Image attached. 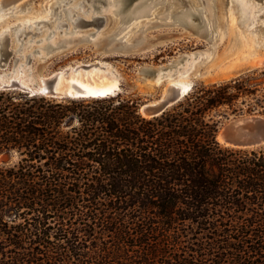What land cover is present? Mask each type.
<instances>
[{
    "label": "trees",
    "instance_id": "16d2710c",
    "mask_svg": "<svg viewBox=\"0 0 264 264\" xmlns=\"http://www.w3.org/2000/svg\"><path fill=\"white\" fill-rule=\"evenodd\" d=\"M253 73L153 116L0 89V149L20 154L0 163V264H264V146L218 138L264 113Z\"/></svg>",
    "mask_w": 264,
    "mask_h": 264
},
{
    "label": "rangeland",
    "instance_id": "374dc122",
    "mask_svg": "<svg viewBox=\"0 0 264 264\" xmlns=\"http://www.w3.org/2000/svg\"><path fill=\"white\" fill-rule=\"evenodd\" d=\"M51 0H19L18 4L20 5L17 9H11L10 7L4 8L6 9L3 12H0V25L7 21H15L17 16L28 15L30 13L34 14H42L46 10L47 4ZM139 0L130 1L120 12V15L127 13ZM150 4H148L147 12H143L142 14H135V16L130 17V19L124 20V25L122 32H126L127 29H130L129 36H133V38L138 39L141 37L145 42V45L134 50L130 49L129 51H119L111 52L110 54H104V58L107 60H112L116 63L121 71L124 74V80L122 81V90L114 95L116 98H132L137 101L138 110L140 105L146 100L158 97L162 90L164 83L166 82L167 76L171 74L170 72L175 73L171 78L183 77L182 72L184 67L188 65L191 57L187 53L192 51H201L198 52L195 57L198 59L202 58L200 63L197 65V68L194 72H192V77L196 81L193 89L189 92H192L201 87L202 85L210 84L213 82H219L228 80L231 78H235L239 75H243L246 73H253L255 76H258L257 79L264 80V67H254L252 64H248L244 62V53H242L244 40L243 36L240 33L239 29H233L229 25V21L226 18L224 21L221 19V11L222 8L225 7V3L223 0H149ZM92 0H88L85 4L81 5L78 10L79 13L83 17H87L92 13V10L98 13H107L106 21L102 25H98V23H92L89 25H83L79 27H72L71 25H62V27H58L56 32L50 36L47 41L52 40L54 38L62 37L64 34L66 36L77 35L86 33V31L98 30L97 34L95 33L94 37H97L99 33L105 31H111L113 27H117L119 23H115L112 19L109 18L110 11L108 10L109 2L97 0L96 4L100 6L95 7L91 5ZM147 2L141 3L136 7V12L144 7ZM15 4V3H13ZM68 5H71L72 2H68ZM91 5V6H90ZM92 8V9H91ZM199 10V12H204V17L207 19V23H210L209 28L203 24L201 21V17L198 13H194L192 20L189 16L186 21L179 20L175 15H179V11L181 10ZM104 10V11H103ZM243 10V9H242ZM58 10L55 12L54 17H58ZM232 10L234 17H237V12ZM78 13L76 14V16ZM203 15V14H202ZM248 12L241 11L240 16L244 17V19L240 22L241 26H245V16H248ZM58 18L55 21H52V24H43L41 23L39 26H43L42 30H51L54 29V25ZM190 23H189V22ZM244 21V22H243ZM139 27L140 29L134 31L135 27ZM252 27V28H251ZM247 27L250 29L248 32L254 38V48L252 50L263 52L264 51V19L256 20L253 26ZM133 28V29H132ZM74 29V30H73ZM69 30V31H68ZM73 30V31H72ZM36 31V30H34ZM43 31V32H44ZM64 31V32H63ZM75 31V32H74ZM101 31V32H100ZM121 31V30H120ZM119 31V32H120ZM42 32V33H43ZM42 33L38 32L33 36V31L30 33H23L22 36H26V40H24L25 45L34 44L39 45L42 42L34 41V39H38L42 37ZM140 34V36L138 35ZM135 35V36H134ZM131 36V39H133ZM33 37V41L31 43H27L28 38ZM134 38V39H135ZM71 42H66L64 45L53 49L45 51H49L48 55L41 59L40 64L37 68L41 69L45 66L46 73H51L52 71H56L61 67H64L66 64L70 62L73 63L75 60H84L89 61L91 59H95L100 56V52L103 50H97L95 45L91 41H82L76 40ZM34 42V43H33ZM72 43V44H71ZM75 43V45H74ZM88 43V44H86ZM71 44V45H70ZM70 47H69V46ZM75 47V48H74ZM62 50V51H61ZM22 51V50H21ZM18 52V54L21 53ZM99 52V53H98ZM122 52V53H121ZM126 52V53H125ZM124 53V54H123ZM115 54V55H114ZM10 57V61L7 66L11 65L14 60V56ZM38 54L35 53L32 56V60L30 64L37 62L35 57ZM102 55V54H101ZM181 55H184L180 58ZM103 56V55H102ZM174 65L166 67L165 70L168 73L162 76V84L159 86H155L154 84L150 85L147 81L148 78L144 77L142 74V68L146 65L158 66L162 64L169 63V60L175 59ZM234 60H232V59ZM45 59V60H44ZM232 61H230V60ZM243 60V61H242ZM12 61V62H11ZM43 61V62H42ZM33 62V63H32ZM237 62V63H236ZM243 64H242V63ZM228 63V64H227ZM236 63V64H235ZM241 63V64H239ZM231 64V65H230ZM231 67H230V66ZM236 65V66H235ZM245 65V66H244ZM250 65V66H249ZM252 65V66H251ZM92 67V66H91ZM91 67L82 69V72H89ZM1 68H4L1 66ZM9 68V67H7ZM102 69V70H101ZM228 69V70H227ZM100 70V72H99ZM98 72L93 70L96 73H102L101 75H106L105 68H100ZM164 70V71H165ZM178 71V72H177ZM92 72V71H91ZM181 73V74H180ZM100 74H96L99 76ZM110 76V74H107ZM66 77V76H65ZM154 75L150 74V78H153ZM19 91V89H16ZM188 94V95H189ZM187 95V96H188ZM186 96V97H187ZM184 97L182 100H184ZM56 98V97H54ZM57 99H73V98H57ZM80 99V98H76ZM87 99H99V98H90ZM181 100V101H182ZM180 102V101H179ZM178 102V103H179ZM177 104V103H176ZM175 105V104H174ZM140 112V111H139ZM141 113V112H140ZM262 113L259 111L252 112H242L238 114H231L230 116L222 117V115H218V117H222L219 122V130H221L224 125L228 122V120L236 115L241 114H256ZM264 114V113H262ZM264 146V145H262ZM261 147V146H259ZM20 158L19 151L16 149H0V163H14Z\"/></svg>",
    "mask_w": 264,
    "mask_h": 264
},
{
    "label": "bare ground",
    "instance_id": "6f19581e",
    "mask_svg": "<svg viewBox=\"0 0 264 264\" xmlns=\"http://www.w3.org/2000/svg\"><path fill=\"white\" fill-rule=\"evenodd\" d=\"M18 1L19 0H0V12L5 11L6 9L4 8H8V7H10L11 9L19 8L20 5L18 4L19 3ZM87 1L88 0H51L47 4L45 12L42 13L41 15L34 14V13H30L28 15H21V16H17L16 17L17 19L15 21L10 20V21H7L1 24L0 33H4V35L2 36V38H0V62L6 63V67L5 69L2 70L1 65H0V85L10 83L12 79L16 78L25 84H30L31 86H33V83L37 81L38 86H42L45 80V77H47L49 73H46L45 66L42 67L41 69L37 67L40 64L41 59L43 57L45 58L49 54L48 53L49 51H45V49L53 50L52 46H57L54 48L56 49L60 47L59 46L60 43H66L67 41L77 42L76 40H82V41L89 40L93 43V45H95L97 50H100V48L103 49L100 52L103 56L100 54L101 57H97L89 61L87 60L84 61L85 59L75 60V62L73 63L70 62L69 64H66L64 67H61L60 68L61 73L59 76L60 82H58L59 84L57 86L61 91L76 93L75 88H78L83 93L94 95V96H100L101 95L100 93H107V94L101 95L103 97H107L108 94H116L121 89V84L125 77H124L123 72L119 68V66L116 63H114V61L105 59L104 54L105 55L108 53L110 54L111 52L119 53V51H122V48L124 46H133V47L142 48V46L145 45V42L142 41L143 39L141 37L139 39L138 37L135 38L136 37L135 35H137V33L135 34L134 31L140 29L138 26L135 27L134 30L131 31L132 33L135 34L134 35L135 39L133 38L132 35L131 36L133 39H131V36H129L131 27L130 29H127L126 32H122V30H124L122 28H124L123 27L124 20L128 18L130 19V17L135 16V14L140 15L143 12H147L146 10L150 2L149 0H139L137 3L135 2V5L127 13L120 15L118 12L121 11L123 0H108L107 3L109 2V6H110L108 7V10L110 11L109 18L112 19L113 22L119 23L117 27L115 26L111 28L112 29L111 31H105V32L100 31L101 33H99L97 37H94V35L95 33L97 34L98 30H93V31H88V32L86 31V33L83 32V34L79 33L77 35H70V36H66L64 34L62 37L54 38L52 40L47 41V39L56 32L57 28L60 26L62 27V25L70 26L72 23V27L76 28V27L83 26V25L98 23V19L100 15H102V13L104 12L98 13L92 10V13L89 16L85 17L87 19H90L88 23L82 19L84 17L79 13L78 8L81 5L85 4ZM96 1L97 0H92L91 5L95 6ZM147 1L148 3L144 7H142L140 10H138L137 13H135L136 7L139 6L141 3H144ZM223 1L225 3V7L222 8L221 19L224 21L227 18L229 21V25L233 29H239L240 33L243 36V40H244V45H243L244 51H242V53L245 54L243 55V57L245 58L244 62L248 64H254L257 58L264 56V51L259 53L258 51L252 50V47L254 46L255 41H254L253 36H251V34L248 32L250 30L248 28L253 26L256 20L261 19L262 21L264 19V0H252V3L250 5H246L243 7H238L233 2V0H223ZM68 2H72V4L68 5L67 4ZM56 10H58L57 12L58 17L57 16L54 17ZM195 10H196L195 8L194 10H181L179 11V15H175L174 17H177L179 20L186 21V19L190 16L192 20L193 15H195L194 13L199 12V10L197 11ZM232 10L233 11L235 10L237 12L238 18L234 17ZM241 11H243L244 14L245 12L249 13L248 16H245V26H241L240 24V22L244 19V17L240 16ZM77 13L78 15L76 16ZM107 13L105 14L107 15ZM198 14L200 15L202 19L201 21L204 22L206 28L208 29L210 26V23L209 24L207 23V19L204 17V12L202 11L201 13L200 11ZM56 18H58L59 20L56 21L54 25V29H51V30L49 29V30L44 31L42 30L43 26H39L41 23L52 24V21L53 20L55 21ZM30 31L31 32L33 31V36L37 34L38 32L42 33L44 31L42 33L41 38L34 39V41L36 42L38 41L42 42L41 44L39 45L29 44L27 46L25 45L24 40H26L25 39L26 36L25 35L22 36V35L23 33H30ZM138 35L140 36V34ZM31 41H33V37H30V39L28 38L26 42L31 43ZM135 49L137 48H134V50ZM19 51H21L20 54H18ZM198 52L200 53L201 51L199 50ZM198 52L192 51L190 53H187L189 55L188 57H191L192 59L190 60L188 65L184 67V70L182 72L183 77H177L175 79L171 78L173 75L172 74L173 71L170 72L171 74H169V76H167V79H166L167 83H164V86H163L162 91L164 92V95L168 92L169 86H171L172 84L178 85L179 91L181 93L186 92L187 90L191 88V86L195 82L194 78L192 77V72L195 71V69L197 68V65L202 60L201 57H199L198 59L195 57V55ZM35 53L38 54L37 56L35 55L37 62L35 63L32 62L33 64H30L32 60V56H34ZM14 54H16L15 56L19 57L18 60L15 61L16 57H13L14 58L13 63L7 66L10 61V57H12V55ZM183 56L184 55H181L180 58H182ZM175 60H177V58L169 60V63H167L166 65L162 64V65L154 66V67H158L159 70L157 74L154 75L153 78H150V75L144 74L145 67H153V66L145 65L140 71H142V74L144 75V77L148 78L149 76L147 81L149 82L150 85L154 84L155 86H159L163 83L162 76H164L166 72L161 67L163 66L168 67V65H170V63H174ZM85 63H89L90 66L84 67L83 64ZM76 66L78 67L75 68ZM89 67H91L90 68L91 70L89 72L81 71L83 68L86 69ZM102 67L105 68L106 73L110 74V76H108L107 74L101 75L103 74V72L96 73V74H100L99 76H96L93 70L94 71L96 70L98 72V70ZM67 68L70 69L68 76L64 74ZM9 71H10V74L5 75V73ZM113 85H115V88L112 87ZM35 89H38V88H35ZM90 98H93V97H90ZM152 101L153 100H149V102H152ZM149 102H145V104H143L142 106V109H144L146 104ZM219 137H220V140L224 139L222 136V133L220 134Z\"/></svg>",
    "mask_w": 264,
    "mask_h": 264
},
{
    "label": "water",
    "instance_id": "95a60500",
    "mask_svg": "<svg viewBox=\"0 0 264 264\" xmlns=\"http://www.w3.org/2000/svg\"><path fill=\"white\" fill-rule=\"evenodd\" d=\"M102 1H108V0H102ZM132 0H123V4L121 7V10ZM95 6H100L99 4H95ZM107 15L105 13H102L98 19V25H102L106 21ZM85 22H89L90 19L82 18ZM204 24V23H203ZM205 25V24H204ZM55 31V30H53ZM65 43H60L59 46L64 45ZM57 46H52L54 49ZM51 48V49H52ZM134 48L133 46H124L122 48V51H128L130 49ZM15 61L18 60V56H14ZM0 65L4 68H1L2 70L5 69L6 63L0 62ZM174 63H170L169 66H173ZM257 67H264V56L259 57L256 59L254 64H252ZM84 67L90 66L89 63L83 64ZM76 66L75 68H77ZM167 66L161 67L163 70H165ZM69 68L66 69L65 75H69ZM159 68L158 67H145L144 74L145 75H155L157 74ZM166 74L168 73L167 70H165ZM61 73V69H58L56 71H52L49 73L47 77H45V80L42 84V86H38V82L35 81L33 83V86L30 84H25L21 82L19 79H12L10 83H6L4 85H0V89H19L21 91H24L28 93L29 95H46L49 97H56V98H84V97H93V98H103V96H94L90 94H85L82 91H80L78 88H75L76 93L74 92H66L61 91L58 88V82L59 76ZM175 71L173 72V74ZM10 74V71L5 73V75ZM165 75V74H164ZM196 81L193 83L191 88L187 90L186 92L181 93L179 91V87H176V84H172L169 86L168 92L164 95V92L162 91L161 94L158 97L149 99L153 100L152 102H149V100H146L145 102H149L146 104L144 109H142L143 102L140 107L139 111L146 116H153L162 113L164 110L170 108L174 104L181 101L184 97H186L189 92L193 89ZM42 87V88H41ZM38 88V89H35ZM41 88V89H39ZM121 89L116 93L118 94ZM116 94H108L107 96H114ZM222 133L223 140H220V134ZM218 138L221 142L232 145V146H239V147H259L264 145V114L262 113H256V114H241L236 115L228 120V122L224 125V127L218 131Z\"/></svg>",
    "mask_w": 264,
    "mask_h": 264
},
{
    "label": "snow or ice",
    "instance_id": "6c2138e0",
    "mask_svg": "<svg viewBox=\"0 0 264 264\" xmlns=\"http://www.w3.org/2000/svg\"><path fill=\"white\" fill-rule=\"evenodd\" d=\"M233 2L238 6V7H243L246 5H250L252 3V0H233ZM4 35V33H0V38H2V36ZM113 88H115V85L112 86ZM176 87H179L178 85ZM101 95L107 94V93H100Z\"/></svg>",
    "mask_w": 264,
    "mask_h": 264
}]
</instances>
